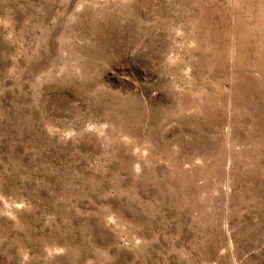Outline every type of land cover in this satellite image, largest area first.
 Masks as SVG:
<instances>
[{
  "label": "rangeland",
  "instance_id": "rangeland-1",
  "mask_svg": "<svg viewBox=\"0 0 264 264\" xmlns=\"http://www.w3.org/2000/svg\"><path fill=\"white\" fill-rule=\"evenodd\" d=\"M0 264H264V0H0Z\"/></svg>",
  "mask_w": 264,
  "mask_h": 264
}]
</instances>
